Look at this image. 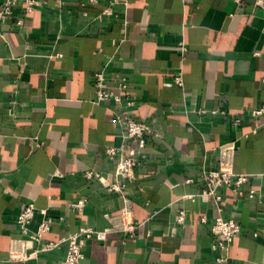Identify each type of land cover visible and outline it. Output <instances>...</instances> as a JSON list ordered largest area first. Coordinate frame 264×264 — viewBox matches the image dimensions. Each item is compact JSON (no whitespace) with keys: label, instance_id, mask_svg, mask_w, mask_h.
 I'll list each match as a JSON object with an SVG mask.
<instances>
[{"label":"crops","instance_id":"0c3cea01","mask_svg":"<svg viewBox=\"0 0 264 264\" xmlns=\"http://www.w3.org/2000/svg\"><path fill=\"white\" fill-rule=\"evenodd\" d=\"M100 71L121 102L97 100ZM263 105L259 0H37L30 11L16 5L0 21V264H61L69 236L108 228L122 193L86 171L116 180L107 147L137 145L125 137L126 118L152 128L123 189L134 201L136 235L86 239L82 263L218 264L228 255L232 264H264V117L250 114ZM229 142L234 172L250 175L242 188L257 193L221 188L220 212L203 194L202 175L219 168V147ZM83 198L84 208L72 206ZM31 202L36 211L26 234L17 219ZM219 215L241 225L227 252L213 248L223 239L212 232ZM47 218L50 230L27 243V258L14 257V240H29ZM50 242L57 245L41 250Z\"/></svg>","mask_w":264,"mask_h":264},{"label":"built area","instance_id":"2783aa9c","mask_svg":"<svg viewBox=\"0 0 264 264\" xmlns=\"http://www.w3.org/2000/svg\"><path fill=\"white\" fill-rule=\"evenodd\" d=\"M92 3H97L100 0H90ZM260 4H264V0H259ZM24 4L27 11L32 10L36 5L37 0H4L0 11V21H5L13 12V8L18 4ZM22 23V20L19 21ZM176 83L182 85L183 80L181 77L175 78ZM94 86L96 87V97L98 101L113 100L121 102L122 96L114 92L107 85V77L103 71L96 72L94 75ZM126 87V84L124 85ZM128 104H135V100H129ZM206 113L205 110L201 111ZM217 110H213L212 114H216ZM252 117H264V105L250 111ZM235 123H241V119L237 118ZM125 137L136 140L135 147L126 148L123 143L120 146H108L106 153L111 160L116 161V168L114 175L116 180L110 181L104 175L94 170L86 171V176L89 179H97L104 186L119 191L122 193L123 206L118 214H108L109 226L105 230H95L93 228H81L78 232L72 234L67 238L68 250L64 260L61 264H83L82 260L85 256L83 252L84 242L88 238L96 237L98 239H105L109 232L119 231L135 236L138 228V223L134 219V201L127 195L123 194V189L127 180L133 178L136 167L144 157V148L146 146L148 135L151 133L150 123L146 121H139L133 118L125 119ZM235 144L233 142L222 144L219 147L220 161L217 170H210L203 172L202 178L206 182V188L203 194L211 196L218 204V209L221 212L222 194L220 189L223 187H234L237 189L239 196L247 194L249 197H255L257 190L251 188L247 192L242 188L244 184L249 182V174L235 173L233 170ZM1 170V161H0ZM191 181V180H189ZM86 199H80L72 204L73 207L82 209L86 204ZM36 211L34 203H28L20 215L18 216V224L22 232L29 233V224L31 223ZM46 213V210L42 211ZM185 218L184 211L179 214V221L182 222ZM206 221L205 218L202 219ZM51 220L48 218L43 220L35 233H31L29 240L17 239L14 240L12 247V255L17 258H27L25 249L28 242L34 240H41L43 235L50 230ZM241 231L240 223L233 218H225L222 215L216 217L212 226V232L216 236H222L223 239L213 245V248H220L223 251H228L230 244L235 235ZM256 233L255 235H257ZM57 245L56 242L46 243L42 246L41 250H49ZM218 264H232L231 257L228 255L222 256L217 259Z\"/></svg>","mask_w":264,"mask_h":264}]
</instances>
